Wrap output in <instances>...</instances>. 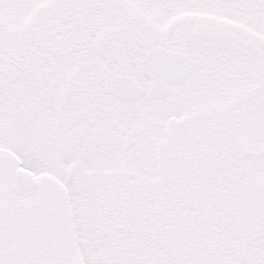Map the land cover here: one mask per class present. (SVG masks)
Wrapping results in <instances>:
<instances>
[{"label": "snow or ice", "instance_id": "snow-or-ice-1", "mask_svg": "<svg viewBox=\"0 0 264 264\" xmlns=\"http://www.w3.org/2000/svg\"><path fill=\"white\" fill-rule=\"evenodd\" d=\"M0 264H264V0H0Z\"/></svg>", "mask_w": 264, "mask_h": 264}]
</instances>
